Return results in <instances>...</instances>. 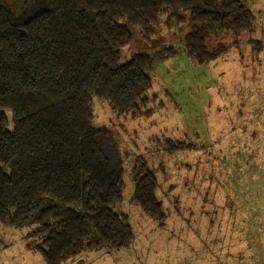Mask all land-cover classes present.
I'll use <instances>...</instances> for the list:
<instances>
[{
  "label": "trees",
  "instance_id": "obj_1",
  "mask_svg": "<svg viewBox=\"0 0 264 264\" xmlns=\"http://www.w3.org/2000/svg\"><path fill=\"white\" fill-rule=\"evenodd\" d=\"M27 4L18 13L0 6V228L34 227L29 237L45 264L127 248L132 227L127 215L114 210L124 170L101 147L109 130L93 123L92 100L107 101L117 116L150 117L152 64L176 55L165 47L122 63L121 50L133 39L130 28L152 46L162 18L171 27L186 15L184 52L203 64L227 49L222 43L209 47L212 36L251 33L256 18L242 0ZM163 142L168 154L195 147ZM131 173V202L163 225L154 171L138 156Z\"/></svg>",
  "mask_w": 264,
  "mask_h": 264
},
{
  "label": "rangeland",
  "instance_id": "obj_2",
  "mask_svg": "<svg viewBox=\"0 0 264 264\" xmlns=\"http://www.w3.org/2000/svg\"><path fill=\"white\" fill-rule=\"evenodd\" d=\"M28 1L0 0V6L18 13ZM242 1L256 18L253 32L215 34L208 46L222 43L226 52L203 64L184 52L186 15L179 26L162 18L152 46L130 28L122 63L135 53L176 51L152 64L150 117L117 116L107 101L92 100L93 123L109 130L101 147L124 170L114 210L127 215L134 240L63 264H264V0ZM165 138L195 147L168 154ZM138 156L155 173L163 225L131 202ZM33 228H0V264H45L29 237Z\"/></svg>",
  "mask_w": 264,
  "mask_h": 264
}]
</instances>
